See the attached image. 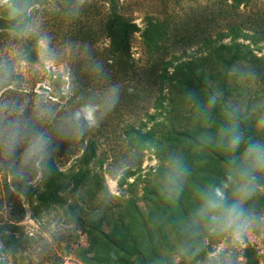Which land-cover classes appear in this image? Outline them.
Returning <instances> with one entry per match:
<instances>
[{"label":"rangeland","instance_id":"obj_1","mask_svg":"<svg viewBox=\"0 0 264 264\" xmlns=\"http://www.w3.org/2000/svg\"><path fill=\"white\" fill-rule=\"evenodd\" d=\"M29 11L34 33L22 38L0 29V57L15 61L33 40L39 62L28 63L22 53L19 83L0 96L26 105L28 116L37 96L47 93L57 113L46 128L58 146V188L43 204L36 197L47 185L40 173L27 176L18 190L0 167V264H129L137 253L145 264H210L221 250L230 253L231 264H244L248 248L264 264L263 225L252 207L254 226L238 242L203 224L189 227L201 192L219 186L230 167L174 135L192 128L230 159L221 132L232 110L244 121L245 144L264 142L258 128L264 40L256 32L264 29V0H37ZM118 16L138 28L126 54L110 28ZM0 18L9 19L4 8ZM41 39L53 54L51 67L41 62ZM190 70L203 73L205 88H195ZM215 73L227 81L220 84L226 95L213 101ZM112 86L118 101L97 127L82 136H56L60 118L85 102H100ZM173 158L186 171L169 194L164 178ZM83 171L85 181L74 184ZM257 175L260 187L246 207L264 199V173ZM227 195L231 199L230 189ZM170 199L178 203L168 201V210L162 203ZM180 229L189 230L186 237Z\"/></svg>","mask_w":264,"mask_h":264},{"label":"clouds","instance_id":"obj_2","mask_svg":"<svg viewBox=\"0 0 264 264\" xmlns=\"http://www.w3.org/2000/svg\"><path fill=\"white\" fill-rule=\"evenodd\" d=\"M82 2V0H81ZM0 8L7 11L12 23V32L17 37H27L34 33L35 25L30 20V0H0ZM40 59L45 67L54 64V58L46 39L39 41ZM22 53H17L15 61L0 57V93L14 89ZM119 90L112 86L103 93L100 102H85L56 123L54 131L59 138L82 136L88 129L99 125L104 116L115 107ZM215 101V97L212 98ZM26 105H19L11 99L0 96V167L6 166L19 181L27 173L51 172L49 161L58 146L46 125L56 120L57 113L49 101L47 93H41L35 99L31 114L23 115ZM258 128L264 130V115L258 120ZM221 140L226 150L233 155L229 159L230 170L219 186H210L200 194L201 202L193 213L190 228L203 224L211 234L229 236L238 242L252 229L255 217L246 204L260 187L258 173H264V142L245 138L236 127L230 126L221 132ZM245 144L242 151L241 145ZM186 169L179 158L171 160V166L165 175V188L169 194L178 191ZM231 190V199L227 195ZM264 222V217H261ZM191 235H195L192 232ZM223 254V258H221ZM230 253L221 250L210 264H231Z\"/></svg>","mask_w":264,"mask_h":264},{"label":"trees","instance_id":"obj_3","mask_svg":"<svg viewBox=\"0 0 264 264\" xmlns=\"http://www.w3.org/2000/svg\"><path fill=\"white\" fill-rule=\"evenodd\" d=\"M32 1H37V0H30V3ZM101 1L112 4V5L115 4V0H101ZM12 23L13 22L10 19L0 18V29L4 28V29L12 30ZM110 28L113 31V34L115 36V40L117 41L118 47H120L122 50L121 51L122 54L128 53L129 52L130 37L132 36V34L134 32H136L138 30L137 26L134 23L126 21V20H124L118 16V17H115V19L110 23ZM234 31H236V30H234ZM256 32L260 33L262 35L261 39L264 40V29H260V30L257 29ZM237 46L238 45L236 44L235 47H237ZM35 47H36L35 42L33 40H31L28 43H26V45L23 48L22 53L24 55L25 60L28 63L35 64V63L39 62V58H38ZM219 59L221 62H225L227 60L222 56H220ZM230 59L232 60V59H234V57H231ZM190 75L192 76L194 83H196L195 88H197V87L205 88L206 83H205V78H204V75L202 72L195 74V72H192L190 70ZM213 77H214L213 80L215 81V83L218 84V87H216L215 90L219 94H215V93L211 92L214 94V95H212V97H215V99H216L217 97L225 96L226 93L224 92V90L221 89L220 84H224V86H225V82L227 81L226 75L220 76L219 74L215 73V75ZM183 86L189 87L188 84H183ZM230 112H231V114H233V116L230 117V119L227 121V126L224 125L223 129H227L230 126H234V127H236V129L239 132H241L243 134L244 138H246L244 121L240 117L235 116L236 113L233 112L232 110ZM174 135H176L179 138L188 140L190 142L189 143L190 148H192L194 146H199V147L205 149L206 151H209L211 157H213L212 158L213 161L222 162L227 167H230L227 164V162L225 161L228 158H227V156H224V151L222 150V148H217L216 145H210L209 144V141L212 138H209L210 140L208 142L207 141L205 142L203 140V138L205 136L198 138V136H197L198 133L192 128H188V129L182 131L181 133H177V134L174 133ZM90 146L92 147L93 145L90 144ZM228 154H229L230 158L233 155H238V154H233L230 152H228ZM59 159L60 158L58 156H56L55 154H53V156L51 157V159L49 161V164H50L51 169H52L51 172L41 173V172L33 171V172L27 173V175H26V177L30 175L28 179H31L37 173H40L42 175L43 179L47 182L46 190L42 193H39L36 196L38 201H40L43 204L51 203L52 195L54 196V194L57 192L58 185H57V182L55 180V176H56V172H57L56 169L58 166L57 161H59ZM228 163H229V159H228ZM4 176H5V178L10 177V182H12L10 184V186L14 185L17 187L18 190L23 189V184H24V183H22L23 181L17 180L15 178V176L12 174L11 169L7 168L6 166H5V175ZM86 177H87V171H83L81 174L77 175L76 178H74V180H73L74 184L78 185V184L84 182ZM24 189H26V188H24ZM258 198L259 199H257L255 202H253V201L249 202V205L247 207H250V208L252 207L256 212H259L258 217H264V199L260 198V197H258ZM157 200L159 201V197H157ZM168 201H171V202H176V201L170 199V200H166L165 202L162 203V205L166 209L170 210L171 205ZM176 203H178V202H176ZM262 225H263V231H264V222H262ZM188 232H189V230L180 229L181 237H186ZM8 243H10L13 247H15L16 241H11ZM131 244H132L133 248H135L134 242H132ZM17 245L18 244H16V246ZM119 250L124 254L128 253L126 251L121 250V248ZM137 256L139 257L138 261H136L134 263L132 262L129 264H145V261H146L145 256L142 253L141 254L137 253ZM244 259H245L244 264H258V256H257L256 251H254L253 249L248 248V249L244 250ZM122 264H125V263H122Z\"/></svg>","mask_w":264,"mask_h":264}]
</instances>
